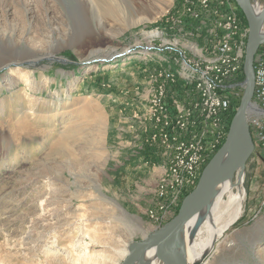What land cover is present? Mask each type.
<instances>
[{"label": "rangeland", "instance_id": "obj_1", "mask_svg": "<svg viewBox=\"0 0 264 264\" xmlns=\"http://www.w3.org/2000/svg\"><path fill=\"white\" fill-rule=\"evenodd\" d=\"M117 2L0 0V264H123L227 139L246 87L238 0ZM224 70L237 72L225 122L212 116ZM252 138L231 180L241 213L201 264H264Z\"/></svg>", "mask_w": 264, "mask_h": 264}, {"label": "water", "instance_id": "obj_2", "mask_svg": "<svg viewBox=\"0 0 264 264\" xmlns=\"http://www.w3.org/2000/svg\"><path fill=\"white\" fill-rule=\"evenodd\" d=\"M238 3L249 24L244 62L246 87L239 108L232 120L227 139L204 168L197 187L184 199L178 215L144 241L131 243L123 264H134L140 255L152 248H155L156 257L163 264H185L180 258L171 256L170 243L173 242L174 245L180 243V235L184 226L208 207L220 184L231 181L236 173L244 169L255 150L248 124V114L253 107L255 56L259 47L264 43V35L261 34L264 11L257 16L253 12L250 0H238ZM228 153H231V162L222 169L220 162Z\"/></svg>", "mask_w": 264, "mask_h": 264}, {"label": "bare ground", "instance_id": "obj_3", "mask_svg": "<svg viewBox=\"0 0 264 264\" xmlns=\"http://www.w3.org/2000/svg\"><path fill=\"white\" fill-rule=\"evenodd\" d=\"M103 1L111 7L118 3V0ZM230 162L231 153H228L221 160L220 168H225ZM235 186L232 181L218 186L208 207L184 226L180 235V243L178 245L170 243L172 257L180 258L185 264L202 263L205 256L212 251L215 243L241 213L242 196L233 192ZM226 194L228 195L227 200L224 199ZM134 264H160L155 248L140 255Z\"/></svg>", "mask_w": 264, "mask_h": 264}, {"label": "built area", "instance_id": "obj_4", "mask_svg": "<svg viewBox=\"0 0 264 264\" xmlns=\"http://www.w3.org/2000/svg\"><path fill=\"white\" fill-rule=\"evenodd\" d=\"M257 4V3H256ZM261 11V9H259ZM227 48V44L224 45L223 50ZM173 72H166V77L170 78L173 77ZM237 72L235 70L229 71L224 70L223 75L221 76V87L224 88L221 95H217L216 101L222 104L223 108H219L215 111L212 116L215 118H219V120H223V122L228 120V113L230 116L236 110L232 109L230 106L229 98V86L233 84V78H236ZM254 75H255V90H254V99H255V114L249 116V126L251 129V134L257 143L264 149V43L260 46L254 61ZM226 88V89H225ZM238 97V96H237ZM230 106V109H229ZM224 110L221 111V110ZM211 110V109H210ZM226 111V112H225ZM219 114V115H218ZM209 117V115H208ZM225 125V124H224ZM203 127L200 128V131L197 135L201 133ZM214 133V130H212ZM212 133V140H214L215 136ZM207 132L204 131L203 136H199L200 140H202L206 136ZM206 141V138H205ZM216 141V140H215ZM255 141V142H256Z\"/></svg>", "mask_w": 264, "mask_h": 264}, {"label": "trees", "instance_id": "obj_5", "mask_svg": "<svg viewBox=\"0 0 264 264\" xmlns=\"http://www.w3.org/2000/svg\"><path fill=\"white\" fill-rule=\"evenodd\" d=\"M245 79V77H243V80Z\"/></svg>", "mask_w": 264, "mask_h": 264}]
</instances>
